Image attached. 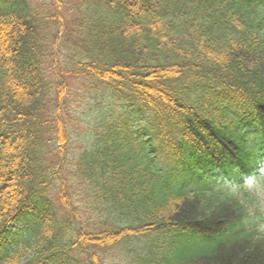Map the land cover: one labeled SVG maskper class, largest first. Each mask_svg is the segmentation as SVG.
I'll return each instance as SVG.
<instances>
[{
    "label": "trees",
    "instance_id": "1",
    "mask_svg": "<svg viewBox=\"0 0 264 264\" xmlns=\"http://www.w3.org/2000/svg\"><path fill=\"white\" fill-rule=\"evenodd\" d=\"M263 171L264 0H0V264H264Z\"/></svg>",
    "mask_w": 264,
    "mask_h": 264
},
{
    "label": "rangeland",
    "instance_id": "2",
    "mask_svg": "<svg viewBox=\"0 0 264 264\" xmlns=\"http://www.w3.org/2000/svg\"><path fill=\"white\" fill-rule=\"evenodd\" d=\"M71 85L73 86V89L77 92V94H81L82 93V88L85 90L84 93H86L87 95H89V93H90L88 91V88H90V87L85 88L82 85H79V84L73 83V82H71ZM85 102H87V101H85Z\"/></svg>",
    "mask_w": 264,
    "mask_h": 264
}]
</instances>
